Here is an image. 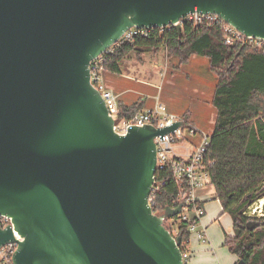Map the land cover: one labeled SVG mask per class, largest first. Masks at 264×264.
Wrapping results in <instances>:
<instances>
[{
  "label": "water",
  "instance_id": "95a60500",
  "mask_svg": "<svg viewBox=\"0 0 264 264\" xmlns=\"http://www.w3.org/2000/svg\"><path fill=\"white\" fill-rule=\"evenodd\" d=\"M194 12L264 38V0H0V214L13 224L0 245L17 243L13 264H183L164 221L184 202L155 214L149 201L154 137L183 121L117 133L89 64L131 27L179 32Z\"/></svg>",
  "mask_w": 264,
  "mask_h": 264
},
{
  "label": "trees",
  "instance_id": "16d2710c",
  "mask_svg": "<svg viewBox=\"0 0 264 264\" xmlns=\"http://www.w3.org/2000/svg\"><path fill=\"white\" fill-rule=\"evenodd\" d=\"M221 26L183 22L179 32L173 26L161 34L155 30L107 53L103 73L120 75L122 61L129 54L142 55L160 47L177 58L178 66L193 55L207 58L216 84L211 98L214 124L205 157L213 161L208 170L215 198L233 221V235L225 236L224 245L237 261L264 264V217L243 214L249 201L264 198V53L241 43L226 44ZM143 103L119 106V116H131L143 109ZM183 117L188 120L189 114ZM162 178L165 183L149 197L155 214L171 206L181 189L169 171L157 170L155 179ZM174 219L184 250L190 238L188 223L178 221L177 216ZM250 219H258L260 226L248 231L245 225Z\"/></svg>",
  "mask_w": 264,
  "mask_h": 264
},
{
  "label": "built area",
  "instance_id": "2783aa9c",
  "mask_svg": "<svg viewBox=\"0 0 264 264\" xmlns=\"http://www.w3.org/2000/svg\"><path fill=\"white\" fill-rule=\"evenodd\" d=\"M183 22H189L195 26L213 23L222 24L223 40L226 44L241 43L249 46L254 51L264 53V38L243 34L234 26L226 23L218 15L194 12L187 14L181 19L180 23L182 24ZM169 27L170 26L154 28L131 27L127 29L114 45L91 60L89 64L90 83L100 92L104 99L108 111L114 120L113 129L119 134H125L127 127L131 124L142 126V123H144L157 128L170 125L175 121H183V124L178 125L173 131L167 132L168 134L164 133L162 135L163 139H160V135L154 137L156 159L155 173L157 170L169 171L171 178L181 188L177 198L170 207L175 208L180 202H184L180 212L175 215L177 216V220L188 223L190 236L195 234L201 242H207L208 238L205 229L201 228V230H198L201 226L204 207L196 196V190L201 187H212L208 168L213 164V161H208L205 157L206 150L210 143V134L206 131L197 129L194 124L186 120L183 116L170 112L163 102L158 101V97L152 106L141 109L129 117H121L119 116L120 108L117 95L106 86L104 81L103 62L107 53H112L115 47L125 42H132L137 38L148 36L155 30H157L158 34H161L165 28ZM164 183V178L161 180L154 179L151 192L158 191ZM243 214H245V211ZM175 216L165 220L164 225L174 236H177ZM8 224L12 227V220L0 214V228L4 229ZM14 232L13 230L14 238L21 240V237L16 236ZM179 247L181 249V243ZM184 247V250L181 249L183 264H190L191 255L188 249L189 242ZM16 248L17 243L11 241L0 245V264H13L12 255Z\"/></svg>",
  "mask_w": 264,
  "mask_h": 264
},
{
  "label": "rangeland",
  "instance_id": "374dc122",
  "mask_svg": "<svg viewBox=\"0 0 264 264\" xmlns=\"http://www.w3.org/2000/svg\"><path fill=\"white\" fill-rule=\"evenodd\" d=\"M121 75L105 73L107 80L117 77L120 86L130 89V93L126 95L127 101L143 100L146 105H153L158 97V101L166 103L179 116H183L182 111L188 109L189 121H193L197 129L211 133L215 117L211 98L216 76L209 70L207 58L193 55L187 63L178 66L177 58L169 57L166 50L160 47L142 55L129 54L122 61ZM210 187L196 190L199 198L209 199L205 203L206 207H211L208 212L218 211L216 218L219 224H210L209 236L221 262L233 261L234 264L237 256L222 245L225 232L232 225V217L223 211ZM245 215L251 218L264 216V198L247 205ZM213 225L216 229H213Z\"/></svg>",
  "mask_w": 264,
  "mask_h": 264
},
{
  "label": "crops",
  "instance_id": "0c3cea01",
  "mask_svg": "<svg viewBox=\"0 0 264 264\" xmlns=\"http://www.w3.org/2000/svg\"><path fill=\"white\" fill-rule=\"evenodd\" d=\"M104 75V81L105 84L108 88H110L116 95H117V99H118V105L119 106H129L135 102H142L143 100H135V101H127L126 100V95L128 93H130V89H127L126 86L122 87L119 85L117 77L114 78H110L109 80L106 79L105 74ZM120 77L122 76L121 74L119 75ZM168 110L170 112L171 109L169 108V106L164 103ZM152 106L151 103L146 105V102L144 101L143 103V109ZM188 113L189 110L185 109L184 111H182V114L184 113ZM174 113V112H173ZM182 116V115H181ZM189 120V119H188ZM192 124L195 125V123L193 121H190ZM213 189V187H210ZM213 195L215 197V192L213 189ZM197 196V193H196ZM198 200L202 203L203 207H204V214L201 218V226L198 228V230H201V228L205 229L208 241L207 242H201L200 239L195 235L192 234L189 238V251H190V255H191V259H190V264H232V262H224L220 260L218 253L216 252V248L212 245L211 242V238L209 236V232H208V228L209 226H211L210 224L215 223V224H219L218 219L216 218L217 212H208V208H211L210 206L206 207V200L208 199H203V198H199L197 196ZM209 200V199H208ZM213 211V210H212ZM221 220V218L219 219ZM213 229H216V226L213 225ZM232 236L233 235V221H232V225L229 228V231L225 232V236ZM225 240V239H224ZM223 246L224 242L222 243ZM237 262V260L235 261V263ZM234 263V264H235Z\"/></svg>",
  "mask_w": 264,
  "mask_h": 264
},
{
  "label": "flooded vegetation",
  "instance_id": "af4514ba",
  "mask_svg": "<svg viewBox=\"0 0 264 264\" xmlns=\"http://www.w3.org/2000/svg\"><path fill=\"white\" fill-rule=\"evenodd\" d=\"M251 203H252V202H251ZM251 203H249L248 205H250ZM262 217H264V216H262ZM256 218H257V217H256ZM258 218H260V217H258ZM250 220H253V221H259L258 219H250ZM250 220H249V221H250ZM259 222H260V221H259ZM260 224H261V223H260ZM260 224H259V226H260ZM259 226L255 227V228H258ZM245 227H246V225H245ZM255 228H254V229H255ZM248 231H249V230H248Z\"/></svg>",
  "mask_w": 264,
  "mask_h": 264
}]
</instances>
